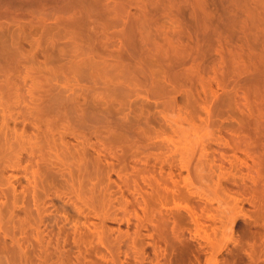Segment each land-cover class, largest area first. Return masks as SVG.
<instances>
[{"label":"rangeland","instance_id":"rangeland-1","mask_svg":"<svg viewBox=\"0 0 264 264\" xmlns=\"http://www.w3.org/2000/svg\"><path fill=\"white\" fill-rule=\"evenodd\" d=\"M46 1L0 0V264H264V181L228 151L264 95V2L120 0L146 46L117 76L72 49L115 53L133 23ZM113 132L146 136L127 172Z\"/></svg>","mask_w":264,"mask_h":264},{"label":"bare ground","instance_id":"bare-ground-1","mask_svg":"<svg viewBox=\"0 0 264 264\" xmlns=\"http://www.w3.org/2000/svg\"><path fill=\"white\" fill-rule=\"evenodd\" d=\"M47 1H50V0H47ZM53 1H56L57 4L59 1L60 3L65 4V2H61L62 0H51L50 2H53ZM70 1H73V0H70ZM74 1L72 2L73 4L66 1L68 2V5H63L58 8L60 12H62L64 15L65 14L67 15V16L62 15L59 17V19L63 21H70L73 25H76L79 22H82V23L85 22L87 26L89 25L88 26L89 29L95 30V27L91 26L90 24L91 22L89 20L91 17L90 10L85 9L83 7L79 8L78 7L79 1H78V5L77 3L74 4L77 0L75 2ZM108 1H110L108 4L103 5L106 11H108L109 13H112L119 19L125 20L124 22L133 23L130 26L131 31H129L128 36L125 37L123 41L125 48L122 50L118 49L115 53L107 54V56L105 55L101 56L100 53H94L92 55H87V57L84 59H81L82 57L79 58L78 49L73 48L72 51L74 53V60L72 61V64H73L75 71H78L80 68H88L95 72L112 70L115 72V75L117 76H119V74L121 73H125V74L129 73L130 75H132L133 73L138 72L137 65L139 64L140 59L138 58L137 54L139 53L140 50L142 51L145 50V46H146L145 40L141 37L136 36L135 32L133 31V26H135L136 24L138 25L137 20L136 19L131 20L129 17H127L128 14L126 13L125 6L122 4V2L120 0H108ZM263 2L264 1L262 0V3ZM258 6L259 5H257L256 7ZM263 6H264V3H263ZM134 22L136 23L135 25H134ZM82 23L81 25L85 26V24H82ZM148 53L149 52L147 51L145 54H148ZM8 69L9 68L7 69L5 68L7 77H8V86L12 89L11 87L12 81L10 80H11V75L13 71L8 70ZM127 80L130 84L134 83V79H132L131 77H128ZM254 91H257V90H254ZM254 91L249 92L247 97L244 96V98L247 100L246 102L248 105L247 107H249L252 110L251 114L253 115V113L255 114V112L257 114L256 116L257 120L255 121V127H253L254 129H251V127L243 128V130L237 133L236 139L232 140V143L229 141V146H228L229 149L228 148L227 149L228 151L232 152L236 156L239 153L241 155H244L247 159H251L253 161V165L251 167L253 171L252 174H254L253 177L255 178V181L263 182L264 181V95H261V93L255 94ZM89 109L93 110V113L98 112V109L95 107L90 106ZM81 123L88 124L90 123V120L88 118H82ZM144 137L146 138V136H143V135L137 136V135H133L131 133H125V132L123 133L113 132L112 133L113 145L107 148L109 150L108 155L116 158L121 171L127 172L128 163H126V158L128 157V154L130 153V151H133V152L139 151L140 146L136 144L135 141L136 139H139V138L141 139ZM130 141H132V143ZM119 148H121L122 153L118 155L117 150ZM261 150H262V153L259 154ZM112 152H114V154H112ZM137 152L135 153V156L136 154H138ZM143 171H141V173ZM144 173L145 171L140 175V173L138 172V174L142 176L141 177L142 179H145L146 177ZM127 175H128L127 173H125V175H121L120 173L119 178L124 183V185L127 186V188H129L131 185L130 183L131 181H129ZM136 180L137 179L133 181L135 183L134 187L137 188L138 182ZM259 202L261 203L260 199H259Z\"/></svg>","mask_w":264,"mask_h":264}]
</instances>
